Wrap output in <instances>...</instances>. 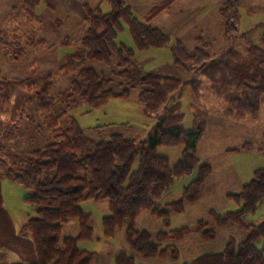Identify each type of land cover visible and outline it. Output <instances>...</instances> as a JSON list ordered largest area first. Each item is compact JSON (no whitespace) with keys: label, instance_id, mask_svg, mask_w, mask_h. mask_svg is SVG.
Listing matches in <instances>:
<instances>
[{"label":"trees","instance_id":"1","mask_svg":"<svg viewBox=\"0 0 264 264\" xmlns=\"http://www.w3.org/2000/svg\"><path fill=\"white\" fill-rule=\"evenodd\" d=\"M14 1L11 9L15 14L7 55L17 62L29 51L45 45L46 41L35 28L39 19L34 7L40 0ZM107 1L111 10L106 13L85 7L86 27L77 43H72L68 37L59 40L61 44L73 46L59 66L68 79L65 90L50 94L54 84L50 74L27 83V77L8 78L0 71V104L8 107L14 88L27 87L29 95L26 99L33 104V111L41 118L40 125L47 131V142L43 147L27 151L17 162L0 159L3 175L30 191L25 200L38 206L36 215L27 218L19 227V233L31 239L35 258L27 263L12 264H91L94 252L80 249L76 244L78 239L92 233L88 215L81 213L78 206L87 199L107 201L108 214L101 219L105 235L111 236L125 225L124 234L131 251L143 257L154 256L164 234L159 232L154 239L147 232L132 228L131 221L141 210L157 212L154 199L175 177L188 174L198 163L194 150L203 126L193 120L191 131L185 132L181 128L180 94L174 97V93L180 90L182 81L176 77L144 73L131 49L118 46L114 41L120 20H124L138 49L167 45L169 37L152 27L150 21L168 10L176 0L155 3L144 22L133 17L124 0ZM237 5V0H225L218 9L225 21L226 38L237 27ZM197 39L200 44L191 50L179 40L169 46L176 66L195 70L204 79L186 82L192 97L196 101L210 97L221 100L224 107L221 110L220 106L215 112L233 120L257 118L260 106L264 104V33L259 36L258 45L244 40L242 51L228 48L215 59L208 52V43L201 37ZM89 61L102 64L106 70L86 65ZM132 89L136 90L141 111L145 115H157L156 123L139 142L111 131L106 138L94 139L85 135L67 114L76 102H84L89 109H94L110 98H127ZM95 131L101 130L95 127ZM178 144L183 145V150L173 164L154 151L158 145ZM135 158L137 164L131 170ZM209 173L208 165H199L196 178L183 187L182 198L167 205L180 210L183 200L197 199L200 184ZM232 196L242 201V207L222 216L215 214V219L221 227L234 222L240 228L248 229L246 238L237 249L232 241H228L222 251L200 255L194 259V264H264V219L253 226L241 221L243 215L254 210L257 202L264 198V167L254 170L252 178ZM73 219L79 225L78 233L61 237L60 226ZM188 231L183 228L178 232ZM204 235L212 236V233L204 232ZM258 238L262 239L260 248L254 246ZM172 251L174 253V248ZM114 264H133V257L118 252L114 255Z\"/></svg>","mask_w":264,"mask_h":264},{"label":"rangeland","instance_id":"2","mask_svg":"<svg viewBox=\"0 0 264 264\" xmlns=\"http://www.w3.org/2000/svg\"><path fill=\"white\" fill-rule=\"evenodd\" d=\"M160 1L124 0V3L128 5L133 17L144 22L149 9ZM224 1H174L168 10L150 21L152 27L160 29L169 37L165 46L138 49L127 23L120 20L115 43L131 49L134 60L144 73L176 77L182 81L180 90L174 93V97L180 94V111L183 114L181 128L185 132L191 131L195 120L202 123L203 132L194 150L198 163L188 174L175 177L154 199L157 212L141 210L131 221L132 228L145 231L154 239L157 233L164 234L154 256L143 257L131 251L124 234L125 225L111 236L103 233L101 219L108 214L105 199L79 202L81 213L88 215L92 233L89 237L78 239L76 244L80 249L94 252L91 264H114V255L121 251L132 255L133 264H194V259L200 255L222 251L228 241H232L234 249H237L246 238L248 229H242L234 222L221 227L215 218L216 215L222 216L242 207V201L232 194L237 193L252 178L254 170L264 167V104L260 106L255 119L233 120L216 113L215 110L220 106L223 109L224 103L215 97L196 101L186 82L192 79L204 80L202 75L195 70H184L176 66L169 52V46L175 40L181 41L191 50L200 44L197 37L208 43V52L214 59L228 48L242 51L244 40L258 45L259 36L264 33V0H237L238 23L228 38L224 36V18L218 12ZM13 4L14 0H0V71L8 78L27 77V83L50 74L54 78L50 94L65 90L68 79L59 70V66L63 57L72 52L73 46L61 44L59 40L68 37L72 43H77L86 27L85 7L106 13L111 10L110 3L107 0H40L34 7L39 19L35 28L46 43L29 51L23 60L17 62L11 61L7 55L15 14L11 9ZM86 65L96 70H106L95 61H89ZM28 95L27 87H15L8 107L0 104V159L6 162H17L27 151L41 148L47 142V131L40 125L41 118L33 111V104L27 101ZM67 114L73 117L85 135L97 140L106 138L111 131L139 142L157 120V115H145L141 111L135 89L130 91L127 98H110L94 109H89L84 102H76L69 107ZM95 127L101 131L96 132ZM182 150L183 145L178 144L158 145L154 151L173 164L180 158ZM136 164L137 158L131 170ZM201 164L208 165L210 173L200 184L198 198L183 200L180 210L167 205L182 198L183 187L196 178L197 168ZM3 171L4 166L0 162V178L3 177ZM13 183V187L5 183L3 185L4 207L14 220L35 216L38 206L25 200L30 191ZM263 219L264 198L257 202L254 210L244 214L241 221L253 226ZM183 228L189 231L179 234L178 231ZM78 231L79 225L73 219L60 226L59 234L61 237L75 236ZM204 232L212 233V236H205ZM261 243L262 239L258 238L254 246L260 248ZM7 249L0 248V264L31 261L19 258Z\"/></svg>","mask_w":264,"mask_h":264},{"label":"crops","instance_id":"3","mask_svg":"<svg viewBox=\"0 0 264 264\" xmlns=\"http://www.w3.org/2000/svg\"><path fill=\"white\" fill-rule=\"evenodd\" d=\"M2 178H0V248H6L12 254H16L19 258H24L26 260H33L35 258L34 246L31 239L28 236H24L19 233L20 225L26 219H16L14 220L6 207H4L3 201V185H9L10 187L13 182L8 177H5L2 173ZM14 185H18L15 182Z\"/></svg>","mask_w":264,"mask_h":264}]
</instances>
